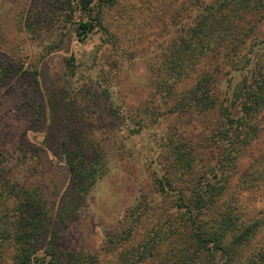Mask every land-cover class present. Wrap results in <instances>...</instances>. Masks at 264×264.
<instances>
[{
    "label": "rangeland",
    "instance_id": "obj_1",
    "mask_svg": "<svg viewBox=\"0 0 264 264\" xmlns=\"http://www.w3.org/2000/svg\"><path fill=\"white\" fill-rule=\"evenodd\" d=\"M77 1L0 0V161L11 157L14 177L47 195L52 228L64 243L105 258L101 248L109 235L132 246L176 202V193H159L156 180L168 169L170 139L198 141L210 133L207 119L214 115L167 112L153 85L162 52L197 6L214 0H120L104 7L105 26L97 24L85 40L76 28L91 16ZM262 19L238 60H219L221 94L230 77H240L236 66L264 41ZM214 65L212 58L204 60L198 71ZM64 139L73 145L81 140L101 158V178L84 196L73 188ZM263 141L243 154L231 180L227 200L247 216L264 211V179H252ZM174 184L192 185L185 178ZM139 200H153L158 207L151 212H158L145 214V225L130 236V214ZM174 213L171 207L168 215Z\"/></svg>",
    "mask_w": 264,
    "mask_h": 264
},
{
    "label": "trees",
    "instance_id": "obj_2",
    "mask_svg": "<svg viewBox=\"0 0 264 264\" xmlns=\"http://www.w3.org/2000/svg\"><path fill=\"white\" fill-rule=\"evenodd\" d=\"M119 1L99 0L94 15V0L77 1L91 16L80 20L79 40H85L97 24L105 26L104 7ZM263 17L264 0L198 5L193 19L160 55L153 88L167 112L214 118L207 119L210 133L198 141L170 139L168 169L156 180L159 193L165 197L176 193V202L155 217L141 240L130 246L109 235L101 248L105 258L68 246L52 228L47 195L39 186L15 178L11 157L5 156L6 161H0V264H264V211L247 216L238 203L227 200L238 161L264 140V41L245 65L236 66L240 77H230L225 93L217 87L219 60L228 64L238 60ZM211 58L214 70L198 71ZM68 64L74 72V57ZM80 141L73 145L64 139L61 150L73 188L84 196L101 178L102 161ZM253 166L257 170L252 179H264V148ZM178 178L192 185L175 186ZM152 202L139 200L132 207L130 236L145 225L147 214L154 217L158 212H151L158 207ZM171 207L174 217L168 215Z\"/></svg>",
    "mask_w": 264,
    "mask_h": 264
}]
</instances>
